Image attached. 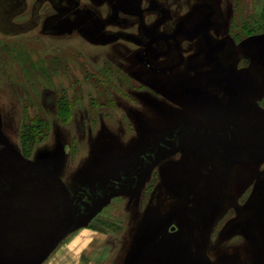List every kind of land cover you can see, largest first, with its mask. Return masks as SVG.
<instances>
[{
    "label": "rangeland",
    "instance_id": "obj_1",
    "mask_svg": "<svg viewBox=\"0 0 264 264\" xmlns=\"http://www.w3.org/2000/svg\"><path fill=\"white\" fill-rule=\"evenodd\" d=\"M0 140L73 198L43 264H264V0H0Z\"/></svg>",
    "mask_w": 264,
    "mask_h": 264
},
{
    "label": "water",
    "instance_id": "obj_2",
    "mask_svg": "<svg viewBox=\"0 0 264 264\" xmlns=\"http://www.w3.org/2000/svg\"><path fill=\"white\" fill-rule=\"evenodd\" d=\"M72 206L53 171L0 140L2 264H41L70 231Z\"/></svg>",
    "mask_w": 264,
    "mask_h": 264
},
{
    "label": "crops",
    "instance_id": "obj_3",
    "mask_svg": "<svg viewBox=\"0 0 264 264\" xmlns=\"http://www.w3.org/2000/svg\"><path fill=\"white\" fill-rule=\"evenodd\" d=\"M104 235L102 231L90 225H79L70 234L59 253L45 264H81L83 257L94 249L95 243L103 239Z\"/></svg>",
    "mask_w": 264,
    "mask_h": 264
},
{
    "label": "bare ground",
    "instance_id": "obj_4",
    "mask_svg": "<svg viewBox=\"0 0 264 264\" xmlns=\"http://www.w3.org/2000/svg\"><path fill=\"white\" fill-rule=\"evenodd\" d=\"M57 246H58V245H57ZM57 246H56V247H57ZM56 247H55V248H56ZM55 248H54V249H55ZM54 249H53V250H54ZM53 250H52V251H53ZM52 251H51V252H52ZM51 252H50V253H51Z\"/></svg>",
    "mask_w": 264,
    "mask_h": 264
}]
</instances>
